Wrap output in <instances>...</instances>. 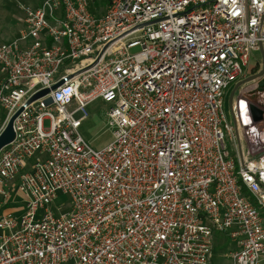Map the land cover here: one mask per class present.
I'll use <instances>...</instances> for the list:
<instances>
[{
    "label": "built area",
    "instance_id": "2783aa9c",
    "mask_svg": "<svg viewBox=\"0 0 264 264\" xmlns=\"http://www.w3.org/2000/svg\"><path fill=\"white\" fill-rule=\"evenodd\" d=\"M11 1L0 264H211L229 229V263L264 264V74L224 111L264 49V0ZM95 102L112 136L98 150L80 131Z\"/></svg>",
    "mask_w": 264,
    "mask_h": 264
},
{
    "label": "rangeland",
    "instance_id": "374dc122",
    "mask_svg": "<svg viewBox=\"0 0 264 264\" xmlns=\"http://www.w3.org/2000/svg\"><path fill=\"white\" fill-rule=\"evenodd\" d=\"M22 3H29L30 5L35 6V0H20ZM7 6V11L11 10L14 17L22 18V13L18 9L17 3L11 0H0V6L4 4ZM6 15L0 10V23L6 22ZM17 19V18H15ZM18 33V31H17ZM14 34L13 36H17L18 34ZM264 50V49H263ZM139 51L138 48L132 49L130 52L132 54L137 53ZM262 70V54L259 51L255 53L248 63V69L246 70V78H252L256 76ZM243 80V81H244ZM234 84L231 85L225 92L224 96V111L228 122H232L231 110L229 108V96L234 88ZM241 87H246L247 85H243ZM240 87V88H241ZM240 88L234 93L233 102L236 101L239 97L238 92H240ZM256 92L253 95V99L257 103H261L260 101L264 98V95L258 94ZM264 103V100H263ZM109 109V105L102 104L100 102H95L88 108L89 117L83 123L80 131L82 137L96 150L105 147L112 139L111 130L107 127V111ZM4 117L5 113L0 110V132L4 127ZM44 129H48V122L44 123ZM62 201H67L69 204V199L67 196L59 194L57 200L51 205V210L53 213L56 212L55 208L61 205ZM233 229L226 230L224 232H215L212 235V259L211 264H229V260L225 253H229L230 251H234L237 249V243L233 242L231 239V232Z\"/></svg>",
    "mask_w": 264,
    "mask_h": 264
},
{
    "label": "water",
    "instance_id": "95a60500",
    "mask_svg": "<svg viewBox=\"0 0 264 264\" xmlns=\"http://www.w3.org/2000/svg\"><path fill=\"white\" fill-rule=\"evenodd\" d=\"M260 52L262 54V70L257 74V76L255 77H260L264 74V50L261 48L260 49ZM254 77L252 78H249L247 80H244V81H241L239 83H237L230 96H229V108L231 110V117L233 119V116H232V103H233V96H234V93L235 91L243 84V83H246L248 81H250L251 79H253ZM63 82H59L58 84H56L55 86L52 87V90L56 89L57 87H59ZM263 84H261L260 86L262 87ZM48 93V90H43L37 94H35L29 101H28V104L45 96L46 94ZM19 113V112H18ZM15 114L8 122L7 124L5 125V127L2 129V131L0 132V151L1 149H3L5 146L9 145L13 139H14V132H13V121L15 119V117L18 115ZM252 114H253V119L254 121L258 122V121H261L262 119V114L260 112H258L257 110L255 109H252Z\"/></svg>",
    "mask_w": 264,
    "mask_h": 264
},
{
    "label": "crops",
    "instance_id": "0c3cea01",
    "mask_svg": "<svg viewBox=\"0 0 264 264\" xmlns=\"http://www.w3.org/2000/svg\"><path fill=\"white\" fill-rule=\"evenodd\" d=\"M30 1H32V0H30ZM27 4H29V3H27ZM7 9L8 8L5 5V3L0 6V10L6 15V18H5L6 22L0 23V42L1 41H7V40H10V39L16 37V35L15 36H13V35L16 34L17 31L19 32V30L21 28V19L22 18L14 17L12 14V11L11 10L7 11ZM15 18H17V19H15ZM2 79H3V75L0 74V82L2 81ZM225 254H224V256H225Z\"/></svg>",
    "mask_w": 264,
    "mask_h": 264
},
{
    "label": "trees",
    "instance_id": "16d2710c",
    "mask_svg": "<svg viewBox=\"0 0 264 264\" xmlns=\"http://www.w3.org/2000/svg\"><path fill=\"white\" fill-rule=\"evenodd\" d=\"M109 0H98L97 5L106 6Z\"/></svg>",
    "mask_w": 264,
    "mask_h": 264
}]
</instances>
